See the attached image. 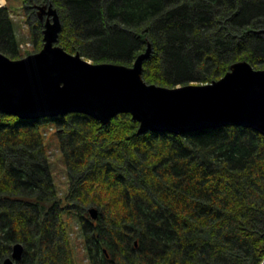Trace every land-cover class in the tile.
<instances>
[{
	"label": "trees",
	"instance_id": "obj_1",
	"mask_svg": "<svg viewBox=\"0 0 264 264\" xmlns=\"http://www.w3.org/2000/svg\"><path fill=\"white\" fill-rule=\"evenodd\" d=\"M35 50L52 4L58 44L91 62H143L147 83L221 77L247 60L264 69V0H24ZM0 6V52L21 54ZM38 43V44H37ZM27 52V53H30ZM55 126L67 189L53 181L40 125ZM130 113L108 124L81 113L22 119L0 111V264H75L65 215L78 217L90 264H263L264 136L225 125L137 133ZM97 209L91 218L89 208ZM86 230V231H85Z\"/></svg>",
	"mask_w": 264,
	"mask_h": 264
},
{
	"label": "water",
	"instance_id": "obj_2",
	"mask_svg": "<svg viewBox=\"0 0 264 264\" xmlns=\"http://www.w3.org/2000/svg\"><path fill=\"white\" fill-rule=\"evenodd\" d=\"M34 7L39 20L45 17L43 44L17 59L0 52L1 112L22 119L81 112L103 124L125 112L138 122V134H182L230 125L252 128L264 136V69L243 59L211 82L174 87L147 83L142 72L149 44L131 65L94 63L58 44L61 22L51 3ZM89 213L97 217L95 207ZM22 252L21 243L13 244L2 264H16Z\"/></svg>",
	"mask_w": 264,
	"mask_h": 264
},
{
	"label": "rangeland",
	"instance_id": "obj_3",
	"mask_svg": "<svg viewBox=\"0 0 264 264\" xmlns=\"http://www.w3.org/2000/svg\"><path fill=\"white\" fill-rule=\"evenodd\" d=\"M0 6L6 8L9 17L13 21L16 37L19 41V44H21L20 46L23 47L21 48L20 53L23 54L35 50L36 41L34 40L35 38L33 37V35H31L30 33L31 25L30 20L26 14L24 0H0ZM34 12H36V9H34ZM42 44L40 42L37 47L41 48ZM36 51H38V49ZM257 68L262 69L261 66H258ZM190 83L201 84L200 82L196 81H192ZM40 130L42 133L43 142L46 147L48 162L52 172L53 181L57 186V191L59 192V194H63L66 191L68 184L67 172L64 164L63 155L60 150L59 139L56 134L55 126L51 122H43L40 125ZM65 218H67L66 221L68 223V236L75 264H90L85 249V238L82 236V232H78V227L76 226V221H78L79 218L75 216L67 217L66 215Z\"/></svg>",
	"mask_w": 264,
	"mask_h": 264
},
{
	"label": "flooded vegetation",
	"instance_id": "obj_4",
	"mask_svg": "<svg viewBox=\"0 0 264 264\" xmlns=\"http://www.w3.org/2000/svg\"><path fill=\"white\" fill-rule=\"evenodd\" d=\"M33 9H35V8L33 7ZM44 20H45V17H43L42 23L44 22ZM40 21H41V20H40Z\"/></svg>",
	"mask_w": 264,
	"mask_h": 264
},
{
	"label": "bare ground",
	"instance_id": "obj_5",
	"mask_svg": "<svg viewBox=\"0 0 264 264\" xmlns=\"http://www.w3.org/2000/svg\"><path fill=\"white\" fill-rule=\"evenodd\" d=\"M36 13V12H35ZM9 17V16H8ZM43 20V19H42ZM42 22V21H41ZM43 28V27H42ZM42 43H43V41H42ZM86 231V230H85Z\"/></svg>",
	"mask_w": 264,
	"mask_h": 264
}]
</instances>
